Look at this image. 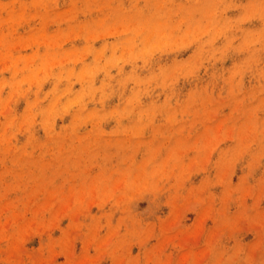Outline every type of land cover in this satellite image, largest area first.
Wrapping results in <instances>:
<instances>
[{
  "label": "rangeland",
  "instance_id": "obj_1",
  "mask_svg": "<svg viewBox=\"0 0 264 264\" xmlns=\"http://www.w3.org/2000/svg\"><path fill=\"white\" fill-rule=\"evenodd\" d=\"M0 264H264V0H0Z\"/></svg>",
  "mask_w": 264,
  "mask_h": 264
},
{
  "label": "bare ground",
  "instance_id": "obj_2",
  "mask_svg": "<svg viewBox=\"0 0 264 264\" xmlns=\"http://www.w3.org/2000/svg\"><path fill=\"white\" fill-rule=\"evenodd\" d=\"M182 141V140H181ZM184 141V140H183ZM186 142V141H185ZM173 154H175V153H173ZM172 155V154H171ZM175 156V155H174ZM173 157V156H172ZM174 159H176V158H174ZM172 162H174V160H173V158H172ZM147 162H145V164H146ZM178 163H179V161H178ZM145 164H142V167L144 168L145 167ZM176 165V164H175ZM140 169H141V167L139 168V171H140ZM181 169V168H180ZM142 171V170H141ZM141 171L139 172V173H141ZM144 171H146V170H144ZM150 171H151V169H150ZM130 173V172H129ZM131 173H133L132 171H131ZM148 173V172H147ZM102 174H103V172H102ZM102 174H100V175H102ZM99 175V176H100ZM98 176V177H99ZM149 176H150V174H149ZM100 178V177H99ZM109 178V177H108ZM111 179V178H110ZM94 181H96V180H94ZM97 181H98V179H97ZM103 181V180H102ZM106 181V180H105ZM105 183V182H104Z\"/></svg>",
  "mask_w": 264,
  "mask_h": 264
}]
</instances>
